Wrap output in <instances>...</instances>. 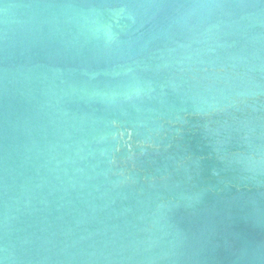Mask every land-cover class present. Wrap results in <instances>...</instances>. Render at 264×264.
Wrapping results in <instances>:
<instances>
[{"label":"water","instance_id":"1","mask_svg":"<svg viewBox=\"0 0 264 264\" xmlns=\"http://www.w3.org/2000/svg\"><path fill=\"white\" fill-rule=\"evenodd\" d=\"M0 264H264V0H0Z\"/></svg>","mask_w":264,"mask_h":264}]
</instances>
